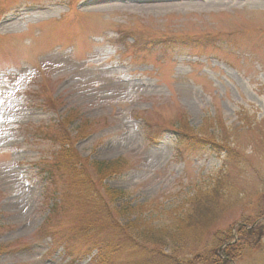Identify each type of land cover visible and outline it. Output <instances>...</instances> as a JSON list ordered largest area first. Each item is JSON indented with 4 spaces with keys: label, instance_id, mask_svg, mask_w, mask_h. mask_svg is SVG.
I'll return each instance as SVG.
<instances>
[{
    "label": "rangeland",
    "instance_id": "1",
    "mask_svg": "<svg viewBox=\"0 0 264 264\" xmlns=\"http://www.w3.org/2000/svg\"><path fill=\"white\" fill-rule=\"evenodd\" d=\"M177 123L233 160L176 144ZM56 135L123 164L102 184L127 193L121 226L199 195L218 204L202 246L239 242L264 219V0H0V264H99L94 193L69 192ZM100 224L112 264H160ZM253 243L233 264H264V232Z\"/></svg>",
    "mask_w": 264,
    "mask_h": 264
},
{
    "label": "trees",
    "instance_id": "2",
    "mask_svg": "<svg viewBox=\"0 0 264 264\" xmlns=\"http://www.w3.org/2000/svg\"><path fill=\"white\" fill-rule=\"evenodd\" d=\"M176 128L173 132L177 142L182 147L209 149L218 155L222 153L230 155V151L235 152L232 147L230 148L232 143L226 140L223 135L214 132L204 134L201 131L196 132L191 129L180 128V123H177ZM58 135L55 136V140H59L60 151L53 158L59 170L64 171L70 179L69 192L72 194L73 191L94 193L100 220L98 218L91 219L89 230L83 234L92 240L97 250L99 264H112L108 261L105 252L111 253L113 249L115 252L119 250V245L113 246L112 243L106 242L99 243L95 241V234H89L96 228L100 230V227H104L100 224L101 222H105L106 227L110 229H116L117 226L118 228L121 227L122 232L128 234L132 242L140 247H150L152 249L151 257L153 258V255H155L153 260H157L160 264H223L224 262L233 264V260L238 259L243 251L259 246L253 243V237L260 232H264V219L261 220L264 215L261 218L258 217L262 221L260 224L240 226L238 231L239 242L232 244L233 236L230 231H226L216 235V243L204 248L202 244L204 243L205 234L215 221L213 208H217L218 204L211 201L215 204L211 208H207L201 202L200 199L202 198L199 195L191 197L177 207L171 206L158 225L155 224L156 220L150 219L145 222L140 217L142 213L134 211L131 212V217L134 220L121 226L119 222L124 219L126 210L123 211L115 207V202L127 198V193L110 189L102 184L113 176L118 168H122L123 164L119 162H90L88 159H81L73 149L70 136L60 135L59 137ZM230 158H232V155H230ZM92 176H96L98 181H93ZM99 184L102 187H96ZM4 250L5 247H0V253Z\"/></svg>",
    "mask_w": 264,
    "mask_h": 264
},
{
    "label": "bare ground",
    "instance_id": "3",
    "mask_svg": "<svg viewBox=\"0 0 264 264\" xmlns=\"http://www.w3.org/2000/svg\"><path fill=\"white\" fill-rule=\"evenodd\" d=\"M154 2H156V1H154Z\"/></svg>",
    "mask_w": 264,
    "mask_h": 264
}]
</instances>
